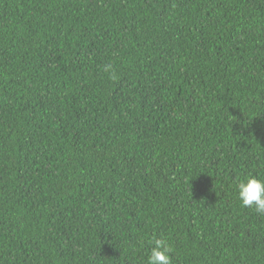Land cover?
I'll return each instance as SVG.
<instances>
[{"label": "trees", "instance_id": "trees-1", "mask_svg": "<svg viewBox=\"0 0 264 264\" xmlns=\"http://www.w3.org/2000/svg\"><path fill=\"white\" fill-rule=\"evenodd\" d=\"M249 173L264 0H0V264H264Z\"/></svg>", "mask_w": 264, "mask_h": 264}, {"label": "clouds", "instance_id": "clouds-1", "mask_svg": "<svg viewBox=\"0 0 264 264\" xmlns=\"http://www.w3.org/2000/svg\"><path fill=\"white\" fill-rule=\"evenodd\" d=\"M104 71L112 80L118 79L112 64H106ZM235 187L241 206L264 214V178L249 173L239 178ZM149 244L151 247L145 264H173L172 249L166 238L153 237Z\"/></svg>", "mask_w": 264, "mask_h": 264}]
</instances>
